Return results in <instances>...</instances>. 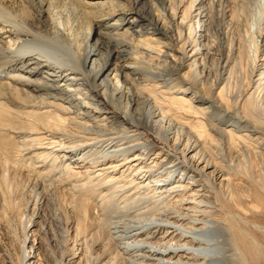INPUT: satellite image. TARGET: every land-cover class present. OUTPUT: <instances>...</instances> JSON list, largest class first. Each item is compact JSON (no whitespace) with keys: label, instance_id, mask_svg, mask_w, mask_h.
Returning <instances> with one entry per match:
<instances>
[{"label":"bare ground","instance_id":"1","mask_svg":"<svg viewBox=\"0 0 264 264\" xmlns=\"http://www.w3.org/2000/svg\"><path fill=\"white\" fill-rule=\"evenodd\" d=\"M159 1L0 0V264H264V3Z\"/></svg>","mask_w":264,"mask_h":264},{"label":"rangeland","instance_id":"2","mask_svg":"<svg viewBox=\"0 0 264 264\" xmlns=\"http://www.w3.org/2000/svg\"><path fill=\"white\" fill-rule=\"evenodd\" d=\"M162 2V3H161ZM159 3H160V5H163V1H159ZM264 3V0H262L261 1V4H263ZM258 10H259V12H258ZM261 11L263 12V7H260V9H257L256 10V17H259L260 15H261ZM255 29V27H253V30ZM264 100H262V101H258L260 104H259V108L264 112V102H263ZM263 104V105H262Z\"/></svg>","mask_w":264,"mask_h":264}]
</instances>
